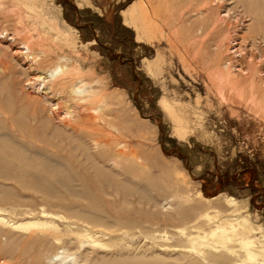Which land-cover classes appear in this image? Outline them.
I'll return each mask as SVG.
<instances>
[{
  "label": "rangeland",
  "instance_id": "rangeland-1",
  "mask_svg": "<svg viewBox=\"0 0 264 264\" xmlns=\"http://www.w3.org/2000/svg\"><path fill=\"white\" fill-rule=\"evenodd\" d=\"M0 264H264V0H0Z\"/></svg>",
  "mask_w": 264,
  "mask_h": 264
},
{
  "label": "bare ground",
  "instance_id": "bare-ground-1",
  "mask_svg": "<svg viewBox=\"0 0 264 264\" xmlns=\"http://www.w3.org/2000/svg\"><path fill=\"white\" fill-rule=\"evenodd\" d=\"M254 7H255V6H254ZM250 8H251V7H250ZM252 8H253V7H252ZM252 8H251V9H252ZM136 9H138V8H136ZM133 10H135V8H134ZM145 13H146V12H145ZM147 13H148V11H147ZM132 15H133V14H132ZM145 17H146V16H145ZM146 19H147V18H146ZM261 19H262V18H261ZM262 22H263V21H262ZM240 49H242V48H240ZM18 53H19V52H18ZM248 61H249V60H248ZM251 64H252V63H251ZM54 73H55V72H54ZM53 76H54V75H53ZM46 77H47V76H46ZM49 77H50V75H49ZM45 79H46V78H45ZM45 79H44V80H45ZM39 91H40V90H39ZM53 110H54V109H53ZM57 148H58V147H57ZM121 154H125V153H121ZM77 159H78V158H77ZM102 162H103V161H102ZM82 163H83V162H82ZM82 163H81V164H82ZM104 163H106V162H104ZM83 164H84V163H83ZM78 165L80 166L79 162H78ZM104 165H105V164H104ZM105 166H106V165H105ZM157 166H158L159 169L161 168L160 170H162L165 174H167L168 177H170V176H169V170H168L169 166H168L164 161H158ZM90 169H91V168H90ZM104 169H105V167H104ZM91 170H93V169H91ZM89 171H90V170H89ZM105 171H106V170H105ZM111 171H112V170H111ZM95 172H96V171H95ZM114 174L116 175L115 177H114ZM121 175H123V174H122V173H117V174H116V172H112V173H110V174L108 175V178H111V179L114 178L115 180H116V178H117V180H118V178H119ZM95 178H96V177H95ZM106 179H107V178H106ZM93 180H94V179H93ZM125 181H126L127 183H129V185L131 184V183L129 182L130 180H128L127 178H126ZM104 182H105V181H104ZM121 182H122V180H121ZM106 183H107V182H106ZM115 183H116V182H115ZM127 183H126V184H127ZM109 184H111V182H109ZM126 184H125V185H126ZM95 185H97V184H95ZM98 185H99V184H98ZM125 185H124V186H125ZM101 186H102V185H101ZM108 186H109V187H108ZM108 186H107V187L110 188V185H108ZM124 186H123V187H124ZM114 187H115V186H114ZM125 187H126V186H125ZM100 188H101V187H100ZM121 188H122V187H121ZM126 188H127V187H126ZM144 191H145V190H144ZM115 192H116V191H115ZM115 192H114V193H115ZM121 192H122V191H121ZM104 193H105V191H104ZM145 193H146V192H145ZM148 193L151 194V193H153V192L150 193V191H149ZM124 194H125V193H124ZM126 194H127V193H126ZM126 196H127V195H126ZM126 196H125V197H126ZM148 196H149V195H148ZM123 197H124V196H123ZM125 197H124V198H125ZM146 197H147V194H146ZM149 197H150V196H149ZM151 197H152V196H151ZM130 198H131V196H130ZM142 198H143V197H142ZM125 199H126V198H125ZM140 199H141V198H140ZM143 199H145V198H143ZM152 199H153V198H152ZM153 200H154V199H153ZM128 202H129V201H128ZM198 207H199L201 210H208V207H209V206L206 205V204L200 203V204L198 205ZM187 217H188V216H187ZM181 221H182V220H181ZM173 222H174V221H173ZM182 222H183V221H182ZM182 222H181V223H182ZM187 223H188V222H187ZM229 225L231 226V229H232V231H233V232H232V235H228L227 232L224 231V233H222V234L218 237L219 240H218L217 238L215 239V241H217V243H220V244L226 245V244H228L229 241L233 240V236H237V234L235 233V230H234V229H235V225H233L232 223H229ZM216 234H217V233H213L212 236L215 237ZM244 242H245L244 244H245L246 246H250V245L252 244V242H250V241H244ZM204 244H205V243H204ZM202 246H203V245H202ZM202 246H201V247H202ZM204 252H205V251H204ZM205 254H207V253L205 252ZM225 256H226V255H225ZM208 257H210L209 254H208ZM228 257H230V256H228ZM211 258H214V257L211 256ZM223 259H224V258H223ZM227 259H228V258H225L226 261H227ZM248 259H250L251 261H252V260H256V259H257V256H256V254L249 253V254H248Z\"/></svg>",
  "mask_w": 264,
  "mask_h": 264
}]
</instances>
